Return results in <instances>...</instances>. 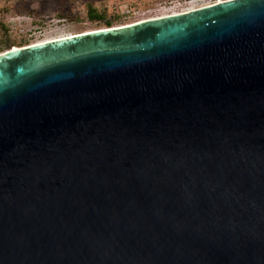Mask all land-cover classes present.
Returning <instances> with one entry per match:
<instances>
[{
    "label": "water",
    "instance_id": "water-1",
    "mask_svg": "<svg viewBox=\"0 0 264 264\" xmlns=\"http://www.w3.org/2000/svg\"><path fill=\"white\" fill-rule=\"evenodd\" d=\"M0 264H264V0L0 52Z\"/></svg>",
    "mask_w": 264,
    "mask_h": 264
},
{
    "label": "rangeland",
    "instance_id": "rangeland-1",
    "mask_svg": "<svg viewBox=\"0 0 264 264\" xmlns=\"http://www.w3.org/2000/svg\"><path fill=\"white\" fill-rule=\"evenodd\" d=\"M219 0H0V51L15 46L186 12ZM92 6L105 17L91 19Z\"/></svg>",
    "mask_w": 264,
    "mask_h": 264
},
{
    "label": "trees",
    "instance_id": "trees-1",
    "mask_svg": "<svg viewBox=\"0 0 264 264\" xmlns=\"http://www.w3.org/2000/svg\"><path fill=\"white\" fill-rule=\"evenodd\" d=\"M89 12H90L91 19L93 20H102L105 17L103 14L99 13L96 9H94L92 6L89 7ZM105 23L107 24V27L112 25L111 20H106Z\"/></svg>",
    "mask_w": 264,
    "mask_h": 264
},
{
    "label": "bare ground",
    "instance_id": "bare-ground-1",
    "mask_svg": "<svg viewBox=\"0 0 264 264\" xmlns=\"http://www.w3.org/2000/svg\"><path fill=\"white\" fill-rule=\"evenodd\" d=\"M41 42V41H40Z\"/></svg>",
    "mask_w": 264,
    "mask_h": 264
}]
</instances>
